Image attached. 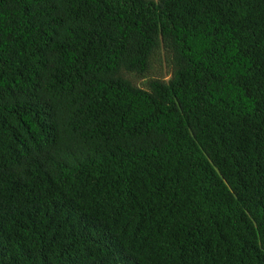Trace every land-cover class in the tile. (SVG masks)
<instances>
[{
  "label": "trees",
  "instance_id": "1",
  "mask_svg": "<svg viewBox=\"0 0 264 264\" xmlns=\"http://www.w3.org/2000/svg\"><path fill=\"white\" fill-rule=\"evenodd\" d=\"M0 264H264V0H0Z\"/></svg>",
  "mask_w": 264,
  "mask_h": 264
}]
</instances>
